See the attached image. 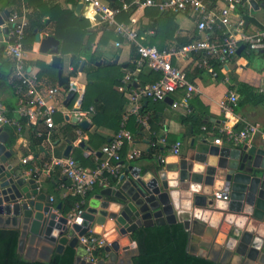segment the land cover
<instances>
[{
    "label": "crops",
    "instance_id": "0c3cea01",
    "mask_svg": "<svg viewBox=\"0 0 264 264\" xmlns=\"http://www.w3.org/2000/svg\"><path fill=\"white\" fill-rule=\"evenodd\" d=\"M40 1L47 8H58V10H52L50 13L46 9L43 13L44 16L41 17L39 28H35L40 34V37H54L55 25L61 24L59 31L69 38V48H73L71 46H75L76 49L82 47V49L86 50L88 57L79 58L78 72L74 73L72 62L77 57L76 53L73 50L65 54L62 53L61 49L64 47V42L54 37L59 42L62 76L68 78L71 86H75L74 97L66 102L67 91L58 85V69L50 65V54L39 51V44L35 42L32 32L31 49L26 51V62L29 70L35 75L44 93L48 88H58L56 94L50 98L47 97L48 102L58 109V112L54 115L55 128L49 132V136H47L48 131L42 124H24L25 126L19 134H16L13 128H6L5 130L9 133L11 140L8 148L18 154L12 164H22L21 161L23 158L29 159L23 165L22 172L28 178H34L38 182L40 192L52 198V207L55 209L58 203L61 204L62 208L61 201L67 199L68 196H63L61 185L67 184L69 181L58 167L51 164L52 159L64 158L63 152L68 145L67 140H69L72 145L70 157L74 158L85 169H93L97 161L103 158L101 153L102 147L107 145L120 129V124H117L116 117L124 113L127 104L121 91L124 78L129 76L134 86L148 84L150 82L148 81L147 75L150 68L145 65L138 66V55L134 51L131 43L125 41L115 33L113 27L107 26L105 22L102 20L99 21L96 17H94V22L89 21L85 17L87 10L84 12L83 17L76 16L74 10L77 3L71 4L67 0ZM101 1L110 6L115 0L113 2L108 0ZM156 2L159 3L161 0H156ZM215 2L218 5L219 3L221 4L219 0ZM263 4L261 3L260 6H257V9H253L252 11V17L257 22L258 27H263L264 25ZM135 8L137 12H135L134 17L131 15L129 18V16L126 17L125 15L126 19L123 17L120 23L132 24L137 33L142 31L141 36H138L141 43L154 46L159 51L170 54L172 66L183 73L186 80L193 84L197 88V91L193 93L191 99L188 101L187 109L181 105L174 108L171 106L172 103L170 104L166 100L158 102L150 101V103L145 101L143 103V105H146L144 113L149 116V128H144L138 125L132 117L129 118L126 128L132 134L133 139L132 143L125 144L122 149V160L119 164H123L121 168V176L123 179H112L109 186V188L115 189L122 187L128 182L129 178L142 177L146 173H153L157 164L160 162L159 157L164 158L163 163L166 165H172L174 162H178L179 159L185 158L190 149L189 143L192 138L195 140V143L205 141L209 145H216L214 143L216 136H213V133H219L221 127L224 125L227 127H238L237 121L240 118L249 120L264 134V103L256 105L248 103L239 108L236 113L231 112L227 114H224L219 106V103L228 93L229 86L232 85L231 81L230 84H226L220 80V77L225 74L234 78L235 81L233 80V84L235 86L240 82L245 83L252 86L256 93L264 95V52L251 54L241 52L240 55H237L224 65L212 61L216 63L211 64L212 68L218 74L217 78H213L207 68L198 67V57L194 53L183 49L199 37L195 27L196 20L193 16L187 12L177 14L161 12L158 7ZM12 9L18 10L24 18L26 26L28 25L27 16L34 13V10L35 12L37 11V5L33 2L31 4H25L24 2L17 7L12 4L5 6V0H0V15L5 10L10 11ZM130 9L125 11V13H128ZM65 12H68V15ZM160 13L164 15L159 17ZM157 17L161 18L158 27L153 25ZM168 18L172 20L171 38L167 34V28L165 26ZM4 20H2V23ZM84 22L88 26H83ZM116 43H119V46H116ZM3 45V31L0 29V73L6 71L5 80L1 79L2 77L0 76V100L4 105L10 104L13 106L9 109L5 105L9 116L15 118L16 99L9 83L12 66L6 68V64L4 63L5 60L8 63H11L12 60L3 54ZM116 56L118 58L114 64H96L103 59L112 61ZM255 59L257 62H254ZM123 65L127 67L125 68ZM252 65L254 69H251ZM81 66L82 70L80 71ZM85 67L91 71L92 79L88 78L84 69ZM233 90L236 92V87ZM86 92L89 95L87 97L89 105L84 110L83 106L84 102H86ZM183 92L184 90L182 89L177 90L169 98L172 102L179 103L183 97ZM236 94L239 97L237 92ZM79 100L82 102V109L80 112L74 113V105ZM190 111L196 117L200 116L204 120L212 123L211 132H204L205 130L201 128V133L194 134L193 128L189 124H183L181 118L190 114ZM96 113L100 115L97 118L98 122H101L99 125L93 121ZM231 117H234L236 121L233 125L228 126ZM74 118H77L78 121L86 120L90 124L89 127L81 128L78 123L73 122ZM233 121L231 120V122ZM212 129H215L217 132ZM33 131L41 132V137H43L36 145H31L30 142ZM159 136H165L168 145L180 141L182 146L179 155H170L164 147H161L164 149H162V153L156 149H153V151L150 150L152 149L150 142L157 140ZM217 146L219 147L220 155L228 153L230 149L238 148L224 141ZM250 146L264 149V139L261 135H257L248 147ZM131 149H136L140 153L135 159L127 161L125 157ZM197 158L204 160L205 155H197ZM199 163L202 164L201 170L203 171L206 166L202 162ZM222 183L221 181H215V188L212 193L221 190ZM101 189L103 188L94 187L88 192L89 197L86 198L87 206L91 205L92 207L99 208L98 205L101 201L95 199L94 196ZM109 199L113 200L114 198L109 197ZM218 204L219 207H225L227 203ZM58 213L67 215L61 209Z\"/></svg>",
    "mask_w": 264,
    "mask_h": 264
},
{
    "label": "water",
    "instance_id": "95a60500",
    "mask_svg": "<svg viewBox=\"0 0 264 264\" xmlns=\"http://www.w3.org/2000/svg\"><path fill=\"white\" fill-rule=\"evenodd\" d=\"M251 4L257 9L254 1ZM88 6L79 0L75 15L83 17ZM8 15V10L1 13L0 24ZM95 17L102 20L99 15ZM33 34L39 51L51 55L50 65L58 69V85L67 91L66 102L70 101L75 86L70 87L68 78L62 76L58 40L40 37L37 29ZM242 49L239 47L238 55ZM117 58L96 64H114ZM166 102L171 104L172 100L167 98ZM81 105V100L77 101L73 112H80ZM73 122L81 128L90 125L77 118ZM10 143L9 133L0 127V230L19 231L17 252L25 260L47 262L53 253H61L69 246L76 249L73 264H132L137 254L131 238L134 230L179 222L189 233L188 252L192 255L219 264H264L262 148L244 146L220 155L217 145L195 143L192 138L185 158L172 165L159 162L153 173L129 178L119 189H101L94 196L101 201L99 208L87 206L69 223L65 215L58 213L61 204L54 209L50 196L40 192L38 182L24 175L23 164H12L18 154L8 148ZM67 143L64 157H70L72 151L70 141ZM197 155H205V159L199 160ZM199 162L206 166L203 171ZM197 164L199 169L194 168ZM215 181L223 182L221 191L228 193L225 207H219L212 198ZM88 233L104 237L107 258L95 262L84 259L79 237Z\"/></svg>",
    "mask_w": 264,
    "mask_h": 264
},
{
    "label": "built area",
    "instance_id": "2783aa9c",
    "mask_svg": "<svg viewBox=\"0 0 264 264\" xmlns=\"http://www.w3.org/2000/svg\"><path fill=\"white\" fill-rule=\"evenodd\" d=\"M85 4H92L93 0H81ZM254 1L257 6L264 3V0H219L221 4H216L212 0H133L131 3L122 2L121 7L112 8L101 0L94 4L96 15H99L107 26L113 27L122 39L131 43L138 55V66H147L153 71L161 73V77L152 83L134 86L129 76L124 78L121 91L127 101L126 109L122 115L120 129L113 139L101 149L103 158H100L94 168L87 170L82 167L74 158H53L51 164L58 167L69 183L62 184L63 196L79 198L74 203L73 208L67 215L68 222L71 223L81 210L86 194L94 187L107 188L112 179H119L122 175L119 164L122 160V149L125 144L132 143V134L126 128L127 121L132 117L135 122L149 128V116L143 112V103L147 100L152 102L164 101L177 90H184L183 97L179 103L172 102L171 106L176 108L179 105L188 108V101L197 88L186 80V77L177 68L173 67L170 54L159 51L154 46L141 43L138 33L132 24H125L116 21L117 15L122 11H128L133 5L138 8L158 7L161 12L189 13L196 20V31L198 39L183 48L194 53L198 57L199 68H207L213 78L218 74L212 68V61L221 65L228 63L238 54L239 47H243L245 54L264 52V25L258 27L251 21H247L245 15L252 17ZM95 15V16H96ZM3 31V54L13 62L10 75V88L15 96L16 117H10L8 110L0 100V127L3 129L13 128L16 134L22 131L23 124H42L49 132L55 128L54 115L58 109L48 102L47 97L58 92V88H48L44 93L34 74L28 68L26 62L25 21L16 9L9 11V15L0 25ZM119 46V43H116ZM223 83L230 84V77L223 75L220 77ZM71 87V85H70ZM238 102V96L233 89H229L226 96L219 103L224 114L231 113ZM24 121V122H23ZM238 127H221L214 143H229L234 147L249 146L257 135H261L259 128L245 118H240ZM205 130V127H202ZM79 133V131H78ZM36 137H41L42 133L35 131ZM49 138V137H47ZM182 143L176 141L171 145L167 144L165 136H159L157 140L150 142L152 149H163L164 147L170 155L178 156ZM163 149V150H164ZM139 151L131 149L125 160L131 161L139 155ZM28 158L22 159V164H26ZM161 163L163 157H159ZM212 198L217 203L226 204L229 201L228 193L221 190L212 193ZM50 202H53L50 198ZM79 245L85 251L84 259L95 262L92 253L96 249L104 248L107 243L104 237L93 233H88L79 237ZM107 253L105 258H107Z\"/></svg>",
    "mask_w": 264,
    "mask_h": 264
},
{
    "label": "trees",
    "instance_id": "16d2710c",
    "mask_svg": "<svg viewBox=\"0 0 264 264\" xmlns=\"http://www.w3.org/2000/svg\"><path fill=\"white\" fill-rule=\"evenodd\" d=\"M71 4H76L78 0H67ZM133 0H115L113 3L110 4V7L117 8L122 6V2L124 3H131ZM215 2L216 0H212ZM25 4H31L36 3L37 5V11L27 16L28 18V25L25 26V40H24V48L25 50L31 49V41L33 38L32 32L35 30V28H39L41 23V17L44 16V12L46 9L50 13L52 10H58L56 7L47 8V6L38 0H5V6L7 5H15L20 6L22 3ZM27 6V5H26ZM135 12H137L135 6L133 5L128 13H125V11L120 12L119 15L116 17L117 22H121L120 20L129 16V18L134 17ZM66 15H68V12H65ZM69 14H71L69 12ZM164 15L163 13L159 14V17ZM168 16V15H165ZM154 17V16H151ZM245 18L247 21L253 22L255 25L258 26L257 22L253 17L245 15ZM126 19V18H125ZM161 18H156L153 22V25L158 27L160 25ZM61 24L55 25V31H54V37L61 39L64 42V47L61 49L62 53L69 52L70 50H73V52L76 53V58L72 62V69L74 73L78 72L80 57L87 58L88 54L86 53V50L82 49L80 47L79 49H76L75 46H71L73 48H69V38L66 35H63L59 31V26ZM88 26L86 22H84L83 26ZM166 28H167V34H169L170 38L172 37V20L167 19L166 20ZM260 26V25H259ZM261 28H263L261 26ZM142 31L138 32V36H141ZM140 38V37H139ZM28 40V42H27ZM26 41V42H25ZM82 46V45H81ZM134 49V48H133ZM135 51V49H134ZM6 64V68L12 66L13 62L8 63L6 60L4 61ZM214 62H212L213 64ZM216 64V63H214ZM28 65V64H27ZM85 72L88 75L89 79H92L91 71L84 68ZM12 70V69H11ZM4 71V70H3ZM94 73V72H93ZM6 71L1 72L0 76L1 79H6ZM148 81L150 83L157 81L161 77V73L149 70V73L147 75ZM234 78L230 77V81L232 85L229 87L232 89H235L236 92L239 94L238 102L236 107H234L232 112L236 113L239 108L243 107L244 105L250 103V104H263L264 103V95L256 93L255 89L252 86H249L245 83H237L236 86L233 84ZM87 97L89 95L85 94V100L83 109L86 110L88 108V102ZM147 103H150L149 100H147ZM6 107L11 109L13 106L5 104ZM146 108V105H143V112ZM123 114H119L116 117L117 124H120ZM99 113H96V115L93 118V121L99 125L101 122H98L97 118L99 117ZM181 122L183 124H189L193 128V133L198 134L201 133V128L205 127L204 132H211L212 123L204 120L200 116H195L191 111L190 114H188L185 117L181 118ZM25 125L23 124V127ZM238 126V125H237ZM22 127V129H23ZM115 130L118 131V129L115 128ZM213 131L217 132L215 129H212ZM33 131L31 133L30 142L31 145H36L39 143L41 138L43 137H35ZM213 136L219 137L221 136L219 133H213ZM153 151V149H150ZM160 153L163 151L161 149H158ZM122 156V155H121ZM89 197V194H86L84 203L80 206V209H85L87 207L86 205V198ZM79 198L77 197H71L68 196L67 199L62 200V212L64 214H67L70 212V210L73 208L74 203L78 201ZM18 238H19V231L15 229H2L0 230V264H73L74 259L76 256V249L71 248L69 246H66L64 250L61 253H53L51 255V258L49 261H28L23 259L17 252V244H18ZM131 238L133 241H135L137 246V254L132 258V264H219L216 262H213L205 257H200L196 255H192L188 252V242H189V233L186 231L182 224L177 222L175 224H165V225H154L150 227H139L136 230H134L131 234ZM93 257L96 259H103L106 256V253L102 248L96 249L92 253Z\"/></svg>",
    "mask_w": 264,
    "mask_h": 264
},
{
    "label": "clouds",
    "instance_id": "9594fccd",
    "mask_svg": "<svg viewBox=\"0 0 264 264\" xmlns=\"http://www.w3.org/2000/svg\"><path fill=\"white\" fill-rule=\"evenodd\" d=\"M97 2H98V0H93V3H92V4H89L88 9H87V11L85 12V17H86L89 21H93V22H94V17H95V15H96L94 4L97 3ZM73 83H75V81H73ZM194 168H195V169H199V168H200V165L197 164V165H195ZM170 175H172V174H170ZM109 227H111V222H109ZM96 231H100V229L97 228ZM110 238H113V237H110Z\"/></svg>",
    "mask_w": 264,
    "mask_h": 264
},
{
    "label": "bare ground",
    "instance_id": "6f19581e",
    "mask_svg": "<svg viewBox=\"0 0 264 264\" xmlns=\"http://www.w3.org/2000/svg\"><path fill=\"white\" fill-rule=\"evenodd\" d=\"M231 120H234V121L231 122ZM235 121H236L235 118H234V117H231L230 120H229V122H228V126L233 125V123H234ZM122 243H127V242H126V240H122Z\"/></svg>",
    "mask_w": 264,
    "mask_h": 264
},
{
    "label": "rangeland",
    "instance_id": "374dc122",
    "mask_svg": "<svg viewBox=\"0 0 264 264\" xmlns=\"http://www.w3.org/2000/svg\"><path fill=\"white\" fill-rule=\"evenodd\" d=\"M261 12H262V11H261ZM258 14H260V13H258ZM251 57H252V56H251ZM248 60H249V59H248ZM255 61L257 62L256 59L254 60V62H255ZM253 67H254V66L252 65V66H251V69H254Z\"/></svg>",
    "mask_w": 264,
    "mask_h": 264
}]
</instances>
